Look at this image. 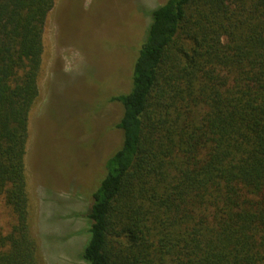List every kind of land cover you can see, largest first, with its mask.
Wrapping results in <instances>:
<instances>
[{
    "label": "trees",
    "instance_id": "trees-1",
    "mask_svg": "<svg viewBox=\"0 0 264 264\" xmlns=\"http://www.w3.org/2000/svg\"><path fill=\"white\" fill-rule=\"evenodd\" d=\"M55 1L0 0V264H45L25 157ZM151 20L129 91L110 98L123 140L82 258L264 264V0H167Z\"/></svg>",
    "mask_w": 264,
    "mask_h": 264
},
{
    "label": "rangeland",
    "instance_id": "rangeland-1",
    "mask_svg": "<svg viewBox=\"0 0 264 264\" xmlns=\"http://www.w3.org/2000/svg\"><path fill=\"white\" fill-rule=\"evenodd\" d=\"M166 1L56 0L48 16L25 157L31 231L45 264H86V213L123 140L122 105L110 98L129 91L151 12Z\"/></svg>",
    "mask_w": 264,
    "mask_h": 264
}]
</instances>
